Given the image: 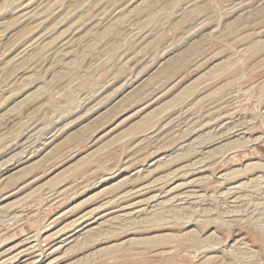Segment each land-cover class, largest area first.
<instances>
[{
  "label": "rangeland",
  "instance_id": "obj_1",
  "mask_svg": "<svg viewBox=\"0 0 264 264\" xmlns=\"http://www.w3.org/2000/svg\"><path fill=\"white\" fill-rule=\"evenodd\" d=\"M0 264H264V0H0Z\"/></svg>",
  "mask_w": 264,
  "mask_h": 264
},
{
  "label": "bare ground",
  "instance_id": "obj_2",
  "mask_svg": "<svg viewBox=\"0 0 264 264\" xmlns=\"http://www.w3.org/2000/svg\"><path fill=\"white\" fill-rule=\"evenodd\" d=\"M216 124V123H215ZM127 193V192H126ZM125 199V198H124ZM171 200V199H170ZM138 203V202H137ZM130 204V203H129ZM127 206V205H126ZM122 213V212H121ZM125 213V212H124Z\"/></svg>",
  "mask_w": 264,
  "mask_h": 264
}]
</instances>
